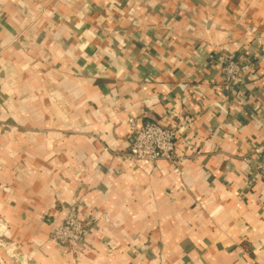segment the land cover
<instances>
[{"label":"crops","instance_id":"obj_1","mask_svg":"<svg viewBox=\"0 0 264 264\" xmlns=\"http://www.w3.org/2000/svg\"><path fill=\"white\" fill-rule=\"evenodd\" d=\"M224 53L253 64L242 89L209 58ZM132 117L185 123L183 163L125 160ZM262 144L264 0H0V221L17 259L264 264ZM68 212L91 226L63 258L43 216Z\"/></svg>","mask_w":264,"mask_h":264},{"label":"built area","instance_id":"obj_2","mask_svg":"<svg viewBox=\"0 0 264 264\" xmlns=\"http://www.w3.org/2000/svg\"><path fill=\"white\" fill-rule=\"evenodd\" d=\"M211 60H217L222 82L226 87H244L245 78L252 66L241 63L233 56L224 53L218 58L211 55ZM216 58V59H215ZM242 89V88H241ZM131 131L126 140V150L122 157L135 164L154 166L160 160L169 161L180 165L184 161L185 154L178 152L177 140L181 125H185L179 119L171 124L162 122H148L137 126L134 117L129 119ZM256 159V168L259 182L264 184V144L253 149ZM248 161V159H244ZM179 170L177 174H180ZM52 238L59 245L69 247L72 250H85V239L89 236L90 227L82 222L76 214L68 212L64 218L56 217L52 221ZM82 253V252H81Z\"/></svg>","mask_w":264,"mask_h":264},{"label":"rangeland","instance_id":"obj_3","mask_svg":"<svg viewBox=\"0 0 264 264\" xmlns=\"http://www.w3.org/2000/svg\"><path fill=\"white\" fill-rule=\"evenodd\" d=\"M184 158H185V156H184ZM0 170H1V168H0ZM76 216L81 220V218L78 215H76ZM43 217H44V222L47 223L50 226V233H49L48 242L49 243L53 242L54 244L57 245L59 254L63 258H65L67 256L68 257L74 256V255H76L77 257L80 256L79 255L81 253L80 250H72L69 247L59 246L53 240L51 233H52V229H53V227H52V221L54 220V218H52L51 216L49 217L48 215H44ZM84 224H86L88 226H91L90 223H85L84 222ZM7 228H8V226L6 225V223L3 222V220L0 221V246H1L0 248L1 249H4L6 251V253L9 254V257L14 261V264H26L28 262H29L28 264H30L31 263L30 262V259H27V260L22 261V260H19V259L16 258V255L17 254L15 252V249L18 246H16L15 248H12V249L6 248V246L8 247V245H15L12 242H6V240H5V237L4 236H5V234H7V231H8ZM1 256H0V264H5L4 263L5 261H4V259Z\"/></svg>","mask_w":264,"mask_h":264}]
</instances>
